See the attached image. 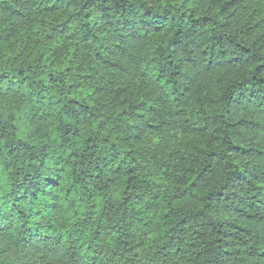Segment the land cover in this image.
I'll use <instances>...</instances> for the list:
<instances>
[{
	"label": "trees",
	"instance_id": "obj_1",
	"mask_svg": "<svg viewBox=\"0 0 264 264\" xmlns=\"http://www.w3.org/2000/svg\"><path fill=\"white\" fill-rule=\"evenodd\" d=\"M0 264H264V0H0Z\"/></svg>",
	"mask_w": 264,
	"mask_h": 264
}]
</instances>
